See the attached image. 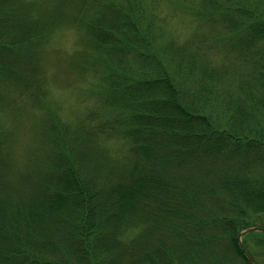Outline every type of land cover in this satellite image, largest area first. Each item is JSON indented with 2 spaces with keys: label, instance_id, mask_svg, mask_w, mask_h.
I'll use <instances>...</instances> for the list:
<instances>
[{
  "label": "trees",
  "instance_id": "16d2710c",
  "mask_svg": "<svg viewBox=\"0 0 264 264\" xmlns=\"http://www.w3.org/2000/svg\"><path fill=\"white\" fill-rule=\"evenodd\" d=\"M196 2L209 34L178 42L158 0H0V264H250L236 235L264 227V0ZM65 30L91 103L69 120L44 66ZM22 101L42 128L20 160L3 115ZM242 244L264 264V234Z\"/></svg>",
  "mask_w": 264,
  "mask_h": 264
},
{
  "label": "rangeland",
  "instance_id": "374dc122",
  "mask_svg": "<svg viewBox=\"0 0 264 264\" xmlns=\"http://www.w3.org/2000/svg\"><path fill=\"white\" fill-rule=\"evenodd\" d=\"M196 4L193 5V4ZM157 16L166 23L165 27L169 36L172 34L178 42H183L190 36L189 33L209 34L207 26L200 20H197L198 7L196 0H158ZM59 36V37H58ZM77 34L74 30H65L58 33L57 37L50 39L46 48L53 54L54 60L47 62L44 66H48L52 75L49 76L50 81L58 86H64L68 83L69 86L63 90L56 91L54 95L55 86L52 87V93L47 97L49 105L57 111L62 118L72 119L77 114H82L84 109L81 106L85 105V101L89 100L87 96L89 93L81 91L79 88L80 82L76 79V72L72 66L74 62L69 57V52L74 50V42ZM216 51V50H212ZM51 57V56H50ZM214 61L220 60L219 55H211ZM9 98H14V93H6ZM58 97L59 109L56 106ZM91 105V103L87 104ZM34 111L39 114L37 109ZM81 111V112H80ZM79 112V113H78ZM33 110L29 109L28 103L23 101L15 104L14 107H9L3 115L4 121L12 132L17 135L18 144L15 152L20 157L23 148L27 149L32 146L36 139V131L42 128L41 120L35 117ZM24 159V157H23ZM20 160L22 158L20 157Z\"/></svg>",
  "mask_w": 264,
  "mask_h": 264
},
{
  "label": "water",
  "instance_id": "95a60500",
  "mask_svg": "<svg viewBox=\"0 0 264 264\" xmlns=\"http://www.w3.org/2000/svg\"><path fill=\"white\" fill-rule=\"evenodd\" d=\"M248 231H260V232L264 233V229L259 228V227L248 228V229L244 230L243 233L248 232Z\"/></svg>",
  "mask_w": 264,
  "mask_h": 264
}]
</instances>
